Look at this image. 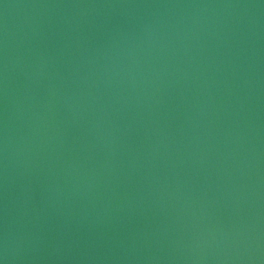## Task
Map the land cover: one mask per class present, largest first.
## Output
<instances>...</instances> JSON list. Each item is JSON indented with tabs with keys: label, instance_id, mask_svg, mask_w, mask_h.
<instances>
[{
	"label": "water",
	"instance_id": "1",
	"mask_svg": "<svg viewBox=\"0 0 264 264\" xmlns=\"http://www.w3.org/2000/svg\"><path fill=\"white\" fill-rule=\"evenodd\" d=\"M0 264H264V0H0Z\"/></svg>",
	"mask_w": 264,
	"mask_h": 264
}]
</instances>
